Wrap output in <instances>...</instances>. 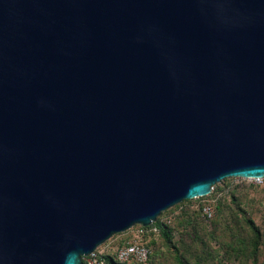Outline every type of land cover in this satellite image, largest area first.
Masks as SVG:
<instances>
[{"label": "water", "instance_id": "obj_1", "mask_svg": "<svg viewBox=\"0 0 264 264\" xmlns=\"http://www.w3.org/2000/svg\"><path fill=\"white\" fill-rule=\"evenodd\" d=\"M263 174L264 0H0V264Z\"/></svg>", "mask_w": 264, "mask_h": 264}, {"label": "rangeland", "instance_id": "obj_2", "mask_svg": "<svg viewBox=\"0 0 264 264\" xmlns=\"http://www.w3.org/2000/svg\"><path fill=\"white\" fill-rule=\"evenodd\" d=\"M212 186L207 195L171 206L181 207L166 234L153 237L142 264H264V184L226 177ZM202 204L212 209L208 219ZM122 240L115 233L99 245L111 250Z\"/></svg>", "mask_w": 264, "mask_h": 264}, {"label": "built area", "instance_id": "obj_3", "mask_svg": "<svg viewBox=\"0 0 264 264\" xmlns=\"http://www.w3.org/2000/svg\"><path fill=\"white\" fill-rule=\"evenodd\" d=\"M247 179L250 183L256 185L264 184V174L254 177H238ZM213 190L210 187L209 193ZM208 193V194H209ZM172 207L167 208L159 214L156 219L148 225L134 224L123 232H119L123 236L120 244H117L111 250H105L102 245H98L91 252L81 256V264H106L107 256L113 261L124 264H142L146 262L151 255V241L153 237L160 233L162 225H167L172 217L180 209ZM201 215L208 219L212 215V209L208 204H202Z\"/></svg>", "mask_w": 264, "mask_h": 264}, {"label": "trees", "instance_id": "obj_4", "mask_svg": "<svg viewBox=\"0 0 264 264\" xmlns=\"http://www.w3.org/2000/svg\"><path fill=\"white\" fill-rule=\"evenodd\" d=\"M168 228H169L168 225H162V228L160 229V234H166ZM106 264H124V263L115 262L109 256H107Z\"/></svg>", "mask_w": 264, "mask_h": 264}]
</instances>
